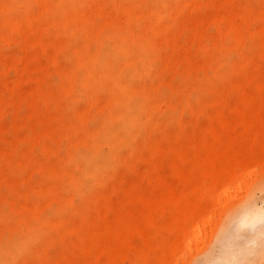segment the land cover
<instances>
[{
	"label": "rangeland",
	"instance_id": "1",
	"mask_svg": "<svg viewBox=\"0 0 264 264\" xmlns=\"http://www.w3.org/2000/svg\"><path fill=\"white\" fill-rule=\"evenodd\" d=\"M211 1L221 13L210 0H0V150L23 165L0 157V264H264V167L214 184L191 138L223 130V116L264 114V0ZM234 11L239 29L226 22ZM188 17L197 25L181 31ZM167 37L178 47L158 50ZM136 190L150 202L130 205ZM136 225L145 237L128 233ZM109 227L132 246L116 260L98 236Z\"/></svg>",
	"mask_w": 264,
	"mask_h": 264
},
{
	"label": "bare ground",
	"instance_id": "2",
	"mask_svg": "<svg viewBox=\"0 0 264 264\" xmlns=\"http://www.w3.org/2000/svg\"><path fill=\"white\" fill-rule=\"evenodd\" d=\"M191 5H195L194 0H192ZM210 5L212 6L213 10L216 14L221 13V9L217 6L212 5V1L210 0ZM172 14H176L178 10L176 8L171 9ZM241 14L239 11H234L231 14H227L226 22L229 25H232L234 28L239 29V25L237 21L241 19ZM192 22V23H190ZM193 25V26H191ZM197 25V20L188 17L187 20H184L180 23L181 31L194 29V26ZM217 45L221 39V34H217L212 39ZM243 40L242 35L239 33L238 36V44H241ZM166 44L168 45V49L177 48V41L174 37H167L164 42L158 44V50L166 51ZM165 45V46H163ZM184 51V50H182ZM157 58V57H156ZM165 67L166 64L170 62V60L164 61L165 58L160 59L157 58ZM255 62L254 59H247L248 62ZM196 65L199 69H205L210 67V62L208 60L202 62H196ZM212 83L208 82V87L206 88L207 91L220 93L224 90H218V88L212 87ZM243 90V89H241ZM226 91V90H225ZM242 92H245L244 90ZM244 101L247 103V107H251L257 109V105L253 103V98L248 95H243ZM191 109L194 106L189 105ZM195 111V110H194ZM219 125L222 126L223 130H219L217 128L212 129L211 131L203 134L197 135L193 134L191 138L196 141L195 150L197 156L203 157V162L207 164V177L215 184L219 182V178L223 179L225 182H228L236 177L235 170L244 168L249 164L257 162L258 165L264 167V114L259 112H249V113H241L237 117L236 120H229L226 117H221L218 120ZM237 125L243 126V130L241 133L235 132V127ZM176 151V147H174ZM0 157L5 160L8 166H10L13 170L18 171L22 168V163H18L14 161V154L7 150H0ZM28 161L31 163H35V161L28 158ZM222 166H226L222 169ZM41 171L47 177L52 176L56 173V168L51 163H46L45 165L41 166ZM177 167V165H176ZM0 174H4V172H0ZM158 181L162 182L165 186L167 185L172 190L174 189L172 185L167 184L166 179L161 174L159 176ZM50 194L51 192H47ZM201 193V190H200ZM205 194V190L201 193L200 198L203 197ZM179 199H185V194L181 193L177 196ZM5 198V197H4ZM10 202L11 203V212L14 213H21V214H28L32 216V218L37 216L36 210L20 206L18 207L17 204L12 203L8 200V198L3 199L2 202ZM148 197L142 192L141 190H136L135 193L132 195L131 199L129 200V204L136 206L137 204H147L149 203ZM3 206V205H1ZM203 206L198 202L193 206L186 208L183 207L181 209V213L184 216V222L182 226L186 225V221L188 220L187 213L199 212L201 211ZM2 209H4L2 207ZM117 210V209H116ZM135 210L131 209L129 212L122 214L119 210H117V215L119 218H129L134 216ZM139 218H148L149 214L144 212L143 210L139 211ZM151 217V216H150ZM149 217V218H150ZM29 221L24 222V235L28 238H34L38 230L35 225L31 223V219ZM255 218L259 222L264 221V208L258 210L255 213ZM199 226L197 227V229ZM130 235L134 233H140L144 237L146 236V232L142 229V227L136 225V227L128 232ZM106 234L107 237L102 242L101 247L104 252H110L112 255L113 260H116L122 253L123 249H130L131 243L127 241L126 238V230L124 228H116V227H109L103 229L98 236ZM171 261L168 262V264ZM96 264H101L97 262Z\"/></svg>",
	"mask_w": 264,
	"mask_h": 264
}]
</instances>
